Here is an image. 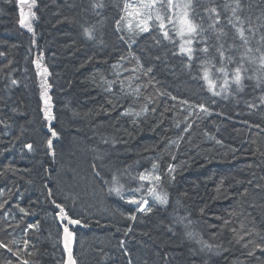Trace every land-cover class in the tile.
Returning a JSON list of instances; mask_svg holds the SVG:
<instances>
[{"label":"trees","instance_id":"16d2710c","mask_svg":"<svg viewBox=\"0 0 264 264\" xmlns=\"http://www.w3.org/2000/svg\"><path fill=\"white\" fill-rule=\"evenodd\" d=\"M37 2L33 34L20 25L16 0H0V242L13 249L0 248V264H64L53 200L87 225L73 226L76 264H264L259 249L248 255L255 244H264V77L257 78L258 64L245 61L243 88L220 96L200 78L201 61L210 60L219 90L216 47L224 44L225 57L239 48L229 50L227 35L218 39L230 17L225 5L233 0H191L189 18L207 29L194 40L191 61H179L155 20L150 32L140 34L133 26L118 34L115 22L126 17L128 0ZM211 7L220 13L215 30L208 27L215 15L207 11ZM241 8L257 27L256 43L264 33V0H241ZM165 22L180 44L175 21ZM210 40L208 53L199 51ZM37 63L50 77L51 121L35 82ZM236 63L227 65L230 83ZM49 124L59 133L54 156L46 144ZM180 136L178 146L171 142ZM153 163L167 205L155 202L144 190L151 185L138 179ZM169 165L175 179L166 171ZM114 175L126 198L144 196L152 211L137 212L136 205L109 193ZM141 185V191H131ZM30 223L39 228L28 229ZM233 228L245 238L240 243ZM248 241L253 243L244 248Z\"/></svg>","mask_w":264,"mask_h":264},{"label":"snow or ice","instance_id":"6c2138e0","mask_svg":"<svg viewBox=\"0 0 264 264\" xmlns=\"http://www.w3.org/2000/svg\"><path fill=\"white\" fill-rule=\"evenodd\" d=\"M19 3L21 5H27V12L24 11V8H20V25L24 28H26L30 32H34L31 20L36 18V13L33 11V8L36 7V0H19ZM226 8H231V16L227 20V24L231 25V27L235 30V37L233 40V43L229 45V50L237 47H241L244 49V51L240 54L239 61L236 63V67L232 69L231 71V83L235 84L237 86V91L243 88V80L244 75L243 72H246L247 69L244 67V62L249 61L252 64H258L259 67L257 69V72L260 73V76L257 77L258 79L260 77H264V51H262V48H264V33H262L257 40V47L255 48V52L259 53L258 56L253 55L254 49L249 46L250 40L255 37L257 27H254L250 24L247 18H242L240 15H238V12L241 10V0H233V5H225ZM131 9V11H129ZM192 9V3L191 0H188V2H183V0H139L138 4H131L128 2H125L124 4V12L126 16L129 17H137V23H136V29H138L139 33L144 32H150L152 30V24L151 22L155 20L156 27L161 30L162 36L164 39H171L169 36V31L167 29L166 19L168 23H174L173 17H175V23L176 27H174L173 31H175V34L181 39V43L179 45V51L181 54L187 55L188 60L191 61L193 58V52L194 49L192 48V44L194 40L199 36L201 33L206 31L202 24L196 23L193 19L189 18V10ZM175 10V11H174ZM208 12L215 14L214 17L210 16L209 19L211 20V23L208 25L209 28H212L215 30V26L220 23V13L217 11L215 7H211L207 9ZM125 17H122L121 19H124ZM258 20L261 19V17L257 18ZM249 23V26L247 29L245 28V24ZM128 29L132 30V24L131 22L127 25ZM260 28H264V24L259 25ZM117 29L119 30V22H117ZM85 34L92 38L93 30L86 28ZM246 31L249 33V35H246ZM227 33L224 32L223 27H221L218 30V39L220 36H226ZM238 38L241 41V44L237 46L235 44V39ZM133 42H135L133 40ZM159 43V41H157ZM208 47L205 46L199 51L208 53ZM216 51L218 52L221 63L220 66L216 68L217 73L221 74L220 77H217V79L221 80V87L219 90H216V80L211 77L210 74V67L211 61L210 60H202V71L203 75L200 77L203 79L207 85L210 91H212V94L214 96H220L223 94H231V90L229 88V70L227 68L228 64H231L234 60L233 56H227L225 57V48L224 44L220 43L218 47H216ZM0 55H3V53H0ZM190 67V63L186 65ZM212 67H215V65H211ZM41 66L39 63H37V68L39 69ZM152 69L148 68L147 72H151ZM48 74V69L45 67L40 72V75L46 76ZM251 79L252 77H248ZM13 83H16V81H13ZM41 87L44 89L42 92V96L45 98V119L51 121L55 119L53 114L51 113V105L50 100L51 97L48 96L47 89L50 87V85H47L46 80L42 82ZM170 95V94H169ZM173 100H176L177 97L172 96ZM180 103L189 105V107H193V105L189 104L188 100H181ZM194 107H198L201 112L208 113L209 109L204 104H198ZM142 111L146 112L147 108L142 109ZM131 114L129 112L123 113V115ZM136 115H140L139 113H136ZM191 127V125H188L184 129V131H188V129ZM50 132V138L46 140L47 148L49 150H52V155H55V151L53 150V140L59 138V133L53 129L50 124L48 128ZM183 137L180 136L176 140L171 141L173 144L179 145V141L182 140ZM217 143H220L217 141ZM24 147L27 148L29 151L33 149V145L31 143L24 144ZM175 159V157H172ZM158 165L156 163L152 164V170H145V172L138 174V179L140 181H147L149 183V187L144 189L149 196L152 197V199L161 204V205H167L168 204V194L164 191H158V188L161 187V181L162 176L156 172ZM167 173L169 174L171 179H175V168L172 165H169L167 167ZM97 175H99V172H97ZM107 183V181H105ZM144 186L141 185L140 188L131 190V191H141ZM124 185L119 182L118 177L115 175L112 178L111 186L109 187V193H114L116 196H118L121 200H126L127 203L136 205L135 211L141 212V213H150L152 211V208L149 207V201L144 196H141L140 198H136L134 195L131 197H125L123 194ZM48 195H52V190H48ZM53 204H55V207L59 209L58 212V218L60 221V224L62 225V243H63V249L66 253V260L64 261V264H76V259L73 256V246L76 241V232L74 230L73 226H81V227H87L86 224L83 223V221L80 218L73 217L69 215L68 211L65 210V206L56 203L55 200L52 201ZM3 207V204L0 203V208ZM19 207V206H18ZM20 212L28 214L24 208L19 209ZM203 211V209H201ZM128 218L132 221L136 220L135 215H129ZM230 221L225 220L224 224H229ZM243 228V225H241ZM28 229H38L39 224L38 223H30L27 225ZM132 229L128 228L126 232H131ZM233 233H235L234 239L236 243H240L245 238L243 235H241L239 232L236 231L235 228L231 230ZM192 233H189V236H191ZM256 235H259V233H256ZM15 243V241H13ZM123 243V242H121ZM201 243L207 247L208 249H212L214 246L212 244H207L204 241H201ZM253 243V241H248L243 244L244 248H248V244ZM29 242L27 240L24 241V248L27 249ZM215 247L220 248L222 245H215ZM0 248H6L7 251L13 252V249L8 247V245L0 242ZM255 249H259L261 252H264V244H255V248L252 250H249L248 255H254ZM14 255L19 256V251L14 252ZM8 264H11V261L8 262ZM22 264H28L27 260H24Z\"/></svg>","mask_w":264,"mask_h":264},{"label":"bare ground","instance_id":"6f19581e","mask_svg":"<svg viewBox=\"0 0 264 264\" xmlns=\"http://www.w3.org/2000/svg\"><path fill=\"white\" fill-rule=\"evenodd\" d=\"M118 1H120V0H117V3H118ZM129 1L130 0H128V3H129ZM12 2H13V0H12ZM16 6H17V10H18V12H19V16H20V8L21 7H23L24 8V11L25 12H27V5L25 4V5H21L20 3H19V0H16ZM38 10H39V6H38V2L36 3V7L35 8H33V11L37 14L36 15V18L35 19H33L34 20V22H37V16L39 17V15H38ZM248 11L246 10V9H244V10H242V8H241V10L238 12V15H240L242 18H247V15H248ZM228 14L231 16V11H229L228 12ZM122 17H124V15L123 14H121V16H120V18H119V20H117L116 22H115V29H116V32L118 33V34H126V32H129L130 30L128 29V27H127V25H128V22L126 21V19L124 18V20L123 19H121ZM173 19H174V17H173ZM226 19L228 20V18L226 17ZM247 19H250V18H247ZM226 20V21H227ZM117 22H119V30L117 29ZM31 23H32V21H31ZM170 24V23H169ZM173 24V23H172ZM172 24H171V26H170V29H172ZM250 24H251V21H250ZM33 26V25H32ZM249 26V23H246L245 24V28L247 29V27ZM24 28V27H23ZM25 30H27L26 28H24ZM223 29H224V32H226L227 33V41H229V43H233V40H234V37H235V30L231 27V25H228L227 24V22H226V24L224 25V27H223ZM28 31V30H27ZM126 31V32H125ZM133 31V30H132ZM26 32V31H25ZM30 32V31H29ZM35 32V31H34ZM34 32H33V34H34ZM32 34V35H33ZM140 34H142V33H140ZM246 35H249V33L246 31V33H245ZM169 36H170V38H171V41L173 42V48H174V50H175V55H176V57L179 59V61H187L188 60V57H187V55H184V54H181L180 53V51H179V45L180 44H178V43H176L175 42V40H174V38L172 37V30H170V32H169ZM254 37L250 40V42H249V46L250 47H252L254 50H255V47H257V44L256 43H254ZM211 42H213V41H206V44H205V46H207L208 48H209V46L211 45ZM235 44L236 45H240L241 44V41L238 39V38H236L235 39ZM204 46V47H205ZM244 51V49L243 48H241V47H239L237 50H235V51H233L232 52V56L234 57V60H233V62H238L239 61V58H240V54L242 53ZM254 52V51H253ZM202 70V69H201ZM42 70H40V69H38L37 67H36V73H35V82H36V85H37V88L40 90V91H44V89L41 87V85H42V82L43 81H45L46 80V82H47V85L49 84L50 85V77L48 76V75H46V76H42V75H40V72H41ZM210 74H211V72H210ZM200 75L202 76L203 75V71H201V73H200ZM118 76L120 77V78H122L123 77V73L122 74H118ZM127 76V75H126ZM203 82H205L204 80H203ZM229 88H230V90H231V93L233 92V90H236L237 89V86L235 85V84H233V83H229ZM48 91H50V87L47 89ZM237 91V90H236ZM262 102H263V110H264V96L262 97Z\"/></svg>","mask_w":264,"mask_h":264},{"label":"rangeland","instance_id":"374dc122","mask_svg":"<svg viewBox=\"0 0 264 264\" xmlns=\"http://www.w3.org/2000/svg\"><path fill=\"white\" fill-rule=\"evenodd\" d=\"M187 1V0H186ZM183 2H184V0H183ZM129 3H131V4H138L139 3V0H131ZM129 11H131V9H129ZM175 11V10H174ZM175 18V17H174ZM137 17H129V16H127V19H126V21L129 23V22H131V24H132V27L133 26H136V23H137ZM32 21V20H31Z\"/></svg>","mask_w":264,"mask_h":264}]
</instances>
